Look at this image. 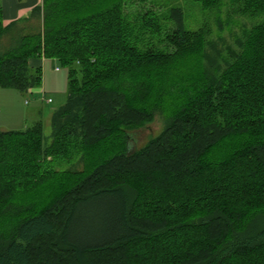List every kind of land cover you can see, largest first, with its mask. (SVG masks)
I'll list each match as a JSON object with an SVG mask.
<instances>
[{
  "label": "trees",
  "instance_id": "trees-1",
  "mask_svg": "<svg viewBox=\"0 0 264 264\" xmlns=\"http://www.w3.org/2000/svg\"><path fill=\"white\" fill-rule=\"evenodd\" d=\"M191 1L0 8V87L67 78L47 143L0 130V264H264V0Z\"/></svg>",
  "mask_w": 264,
  "mask_h": 264
},
{
  "label": "rangeland",
  "instance_id": "rangeland-1",
  "mask_svg": "<svg viewBox=\"0 0 264 264\" xmlns=\"http://www.w3.org/2000/svg\"><path fill=\"white\" fill-rule=\"evenodd\" d=\"M133 2H135L134 5L138 4L136 1ZM172 2L182 9L187 26L191 28L197 25L200 18V9L196 2L171 0ZM31 21L29 22L31 23ZM248 21L249 27L253 20ZM233 30L238 33V31H235L236 29ZM222 35L227 42H231L227 32ZM43 63L39 86L41 90L34 89L30 93H22L12 88L0 87V130H19L33 121L40 120L44 142L47 143L50 133V115L65 100L67 78L66 69L57 62L44 60ZM54 67L56 70H54ZM46 98H50L51 101L47 102ZM160 128L161 117L156 115L139 134L134 136L133 144L130 143L131 147L132 145L135 147L141 144L145 140V136L157 134Z\"/></svg>",
  "mask_w": 264,
  "mask_h": 264
},
{
  "label": "crops",
  "instance_id": "crops-1",
  "mask_svg": "<svg viewBox=\"0 0 264 264\" xmlns=\"http://www.w3.org/2000/svg\"><path fill=\"white\" fill-rule=\"evenodd\" d=\"M40 2L41 0H0L2 24H6L10 21L18 20L23 17H26L29 14L32 7L39 5ZM44 60H51L53 62L55 61L49 58H42L41 60L38 61V64L40 65L41 68L44 64L43 63ZM54 70H56L55 67ZM34 89L41 90V88L39 87ZM34 89H31L30 92H32Z\"/></svg>",
  "mask_w": 264,
  "mask_h": 264
},
{
  "label": "built area",
  "instance_id": "built-area-1",
  "mask_svg": "<svg viewBox=\"0 0 264 264\" xmlns=\"http://www.w3.org/2000/svg\"><path fill=\"white\" fill-rule=\"evenodd\" d=\"M46 101H47V102H49V101H50V99H49V98H46Z\"/></svg>",
  "mask_w": 264,
  "mask_h": 264
}]
</instances>
